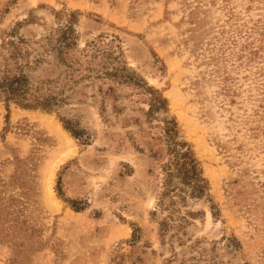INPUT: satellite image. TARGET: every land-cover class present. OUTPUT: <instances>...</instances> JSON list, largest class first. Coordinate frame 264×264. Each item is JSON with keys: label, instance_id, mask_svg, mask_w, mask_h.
Segmentation results:
<instances>
[{"label": "rangeland", "instance_id": "obj_1", "mask_svg": "<svg viewBox=\"0 0 264 264\" xmlns=\"http://www.w3.org/2000/svg\"><path fill=\"white\" fill-rule=\"evenodd\" d=\"M9 32L57 100L0 97V264H264V0H0ZM174 121L209 190L162 205Z\"/></svg>", "mask_w": 264, "mask_h": 264}, {"label": "trees", "instance_id": "obj_2", "mask_svg": "<svg viewBox=\"0 0 264 264\" xmlns=\"http://www.w3.org/2000/svg\"><path fill=\"white\" fill-rule=\"evenodd\" d=\"M76 19L77 17L73 13L66 20V24L60 27L62 33L59 37L61 49L75 43ZM7 35L0 42V55L2 57L0 62V97L6 101L7 106L13 101L22 107H40L51 110L53 102L57 99L38 93V86L33 88L30 76L26 71L29 63L28 61L25 63L21 61L29 55L26 48L28 40L15 33L9 32ZM154 100L158 106L164 102L161 97H155ZM176 127L177 123L174 121L173 126L167 129L171 145L169 148L170 159L163 166L165 188L161 195L162 205L165 203V198H171L174 193H177L185 201L186 195L203 197L208 194L209 190V181L204 176L201 161L189 143L177 140L175 137ZM168 219L166 217L160 223L164 232L171 227Z\"/></svg>", "mask_w": 264, "mask_h": 264}, {"label": "bare ground", "instance_id": "obj_3", "mask_svg": "<svg viewBox=\"0 0 264 264\" xmlns=\"http://www.w3.org/2000/svg\"><path fill=\"white\" fill-rule=\"evenodd\" d=\"M73 149H72V147H69V151H72ZM51 174H53V172L51 173ZM49 189H50V193H51V187H50V185H49Z\"/></svg>", "mask_w": 264, "mask_h": 264}]
</instances>
